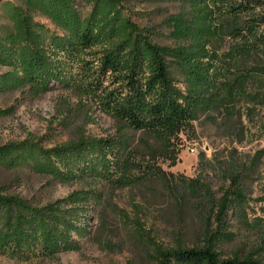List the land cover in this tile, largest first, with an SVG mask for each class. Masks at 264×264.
Wrapping results in <instances>:
<instances>
[{
	"label": "trees",
	"instance_id": "obj_1",
	"mask_svg": "<svg viewBox=\"0 0 264 264\" xmlns=\"http://www.w3.org/2000/svg\"><path fill=\"white\" fill-rule=\"evenodd\" d=\"M233 2L189 0L187 42L172 52L158 46L150 29L131 18L128 0H86L87 10L78 8L75 0H16L9 12L11 30L0 33V68L5 70L0 92L32 97L53 88L68 92L83 109L110 118L117 133L101 139L80 137L49 149L33 140L8 143L0 147V163L11 170L28 168L63 185L108 184L124 166L128 132L178 138L216 100L222 67L210 46L218 36V14L231 11L233 17L247 18L234 34L243 42L256 38L264 27V11L257 12L264 10V0L237 6ZM256 49L264 57V40ZM175 55L186 80L172 76L167 59ZM239 55L229 58L238 60ZM249 84L257 89L252 98L264 99V79L251 77ZM231 91L245 93V81L235 82ZM262 156L233 151L222 160H201L197 178L168 182L173 196L199 212L203 240L188 248L181 241L165 247L144 238L152 264H264V231L233 232L251 195L248 182L260 178ZM103 197L97 190H81L40 208L23 204L0 186V254L26 262L80 252L81 239L91 234L88 210L98 208ZM226 244L234 245L227 256Z\"/></svg>",
	"mask_w": 264,
	"mask_h": 264
},
{
	"label": "rangeland",
	"instance_id": "obj_2",
	"mask_svg": "<svg viewBox=\"0 0 264 264\" xmlns=\"http://www.w3.org/2000/svg\"><path fill=\"white\" fill-rule=\"evenodd\" d=\"M232 1L237 6L251 0ZM75 2L78 8L88 9L86 0ZM16 4V0H0L1 34L11 30L9 12ZM127 6L131 18L140 27L150 29L158 46L175 52L186 45L191 24L189 0H128ZM222 12L215 20L218 36L210 46L222 67L214 90L216 100L199 112L196 121L178 138L128 132L124 166L108 184L63 185L28 168L11 170L0 163V186H6L11 195L32 207L42 208L81 190H97L104 196L98 208L91 206L88 210L91 234L81 239L80 252L26 262L0 254V264H152L144 238H152L165 247L179 241L188 248L199 246L203 240L199 212L182 197L173 196L168 182H173V178L178 182L197 178L201 160H222L233 151L250 157L259 152L263 155L258 165L260 178L253 177L248 182L251 195L246 196V206L233 232L264 231V99H253L257 89L249 84L251 77L264 79V57L256 49L257 44L263 43L264 27L256 31V38L243 42L234 34L243 28L247 18ZM35 21L52 29L40 18ZM236 52L240 54L238 60H231L229 56ZM167 61L172 76L186 80L180 56L168 57ZM4 72L0 68V75ZM240 80L245 81V93L232 94L231 87ZM116 133L117 125L110 118L83 109L68 92L53 88L39 97L0 92V147L33 140L49 149L80 137L101 139ZM207 176L212 175L203 173V177ZM233 247L224 245L226 256Z\"/></svg>",
	"mask_w": 264,
	"mask_h": 264
}]
</instances>
